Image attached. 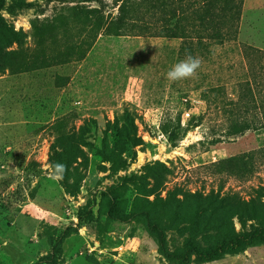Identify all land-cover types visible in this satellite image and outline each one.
<instances>
[{
    "label": "rangeland",
    "instance_id": "rangeland-1",
    "mask_svg": "<svg viewBox=\"0 0 264 264\" xmlns=\"http://www.w3.org/2000/svg\"><path fill=\"white\" fill-rule=\"evenodd\" d=\"M115 3L0 0V264H176L147 225L170 252L264 227V0L207 51L168 0ZM189 50L198 75L169 81Z\"/></svg>",
    "mask_w": 264,
    "mask_h": 264
},
{
    "label": "trees",
    "instance_id": "trees-1",
    "mask_svg": "<svg viewBox=\"0 0 264 264\" xmlns=\"http://www.w3.org/2000/svg\"><path fill=\"white\" fill-rule=\"evenodd\" d=\"M116 9L118 14L112 21H125V12L131 3L129 0H115ZM170 2V3H169ZM179 9L176 20L182 19L184 16L187 18L188 29L191 40L189 41L192 46L194 40L196 47L199 46L207 48L211 44H222L225 40L233 39L236 33V24L240 14L241 0H168V5ZM215 16L213 17V15ZM216 15L220 17V23L215 26ZM228 22V25H226ZM176 28V27H175ZM171 30H173L171 28ZM175 32V31H174ZM187 33V37L190 35ZM174 34V33H173ZM186 33H184V37ZM190 51V50H189ZM188 51V52H189ZM207 51V49H206ZM260 51V50H257ZM192 54V51H190ZM241 99V96H240ZM233 99H228L223 104L227 113H231V109L226 105L232 104L234 107ZM246 103H243L245 105ZM113 207V202H110V210ZM110 216H113L109 211ZM148 229L155 233L159 248L162 254L173 260L176 264H189L191 260L197 262H209L219 259L224 254L237 253L247 246L264 243V227H256L249 231L238 233L230 238L223 239L214 245L201 247L195 239H187L182 249L179 252H170L164 248L163 235L158 229L157 225L149 224Z\"/></svg>",
    "mask_w": 264,
    "mask_h": 264
},
{
    "label": "clouds",
    "instance_id": "clouds-1",
    "mask_svg": "<svg viewBox=\"0 0 264 264\" xmlns=\"http://www.w3.org/2000/svg\"><path fill=\"white\" fill-rule=\"evenodd\" d=\"M202 59L193 56L190 52L185 53V58L174 64L166 73L169 81L176 82L195 78L201 68ZM67 172V166L63 163H56L50 166L49 178L54 181H61Z\"/></svg>",
    "mask_w": 264,
    "mask_h": 264
}]
</instances>
